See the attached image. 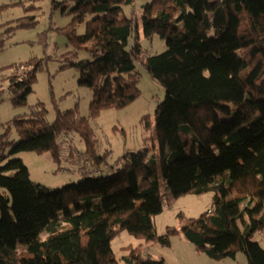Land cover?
Here are the masks:
<instances>
[{"label": "trees", "instance_id": "trees-1", "mask_svg": "<svg viewBox=\"0 0 264 264\" xmlns=\"http://www.w3.org/2000/svg\"><path fill=\"white\" fill-rule=\"evenodd\" d=\"M71 1L73 20L63 30L90 57L69 51L62 67L79 70V84L93 92L92 114L138 99L137 62L146 68L166 92L153 123L145 124L159 152L129 150L109 164L110 151L97 152L77 106L58 110L52 123L41 103L16 116L0 136V264H118L112 240L122 231L163 246L181 232L209 259H235L242 251L247 264H264L253 239L264 229V0H152L143 6V34H157L166 50L151 55L144 54L138 22L123 15L134 0ZM67 2L53 0L54 8ZM37 22L27 16L18 27ZM50 59L0 69L15 106L27 105ZM71 133L87 146L82 179L56 188L30 180L17 155L47 151L60 163L62 139ZM162 181L174 198L213 193L211 207L194 218L180 213L182 228L159 234L153 219L167 197ZM143 243L123 257L126 264H165Z\"/></svg>", "mask_w": 264, "mask_h": 264}, {"label": "rangeland", "instance_id": "rangeland-1", "mask_svg": "<svg viewBox=\"0 0 264 264\" xmlns=\"http://www.w3.org/2000/svg\"><path fill=\"white\" fill-rule=\"evenodd\" d=\"M65 1V0H56ZM152 0H134L132 6H125L124 16L133 17L139 24L141 44L145 55L161 53L166 50L165 40L155 34L146 38L142 29L143 6ZM68 0L54 8L53 0H0V69L13 62L26 61L31 57L49 58L44 68L37 74L33 83V92L27 96V105L15 106L10 100L6 81H0L3 92L0 97V136L5 132L7 123L16 116L28 114L32 106L41 103L45 117L52 123L58 110H66L77 106L78 115L85 117L93 133L97 152L102 154L110 151L107 161L113 163L127 151H137L140 148L150 147L151 153H158L157 142L149 140L150 131L146 123L153 115L157 105L165 98L164 87L154 80L149 72L137 62L140 79L138 86L141 95L138 99L123 108L108 107L92 114L90 101L93 92L79 84L80 72L74 67H62L69 51L77 50L78 59L90 57L85 47L75 48L69 43L63 28L73 20L70 12L71 3ZM66 6V7H65ZM27 16L35 17L36 25L18 27V24ZM85 22L77 24V32L84 33ZM9 69L4 70L6 73ZM38 106V108H39ZM10 139H18L15 131H11ZM61 161L56 163L51 152H21V158L29 167L30 180L56 188L72 182H78L83 177V155H86V142L79 134L71 133L62 139ZM85 159V158H84ZM87 164V163H86ZM88 165V164H87ZM0 192L2 190L0 189ZM162 192L167 194L164 200V209L154 217L153 222L159 234H164L168 226L181 229L183 226L179 214L194 218L208 211L212 205L213 193L187 194L179 198L172 197L167 184L162 181ZM47 233H40L42 239ZM253 239L259 242L264 249V229L254 233ZM141 238L120 232L112 240V249L118 264H126L123 257L130 250L143 243ZM143 249L153 259H164L165 264H247V257L239 251L234 258L222 260L209 259L205 254L198 252L183 234L176 233L170 237V246H163L158 242L143 243ZM18 250H25L23 244H18Z\"/></svg>", "mask_w": 264, "mask_h": 264}]
</instances>
